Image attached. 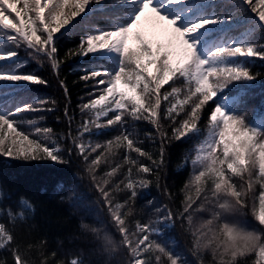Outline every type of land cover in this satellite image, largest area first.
<instances>
[{
	"label": "snow or ice",
	"instance_id": "snow-or-ice-1",
	"mask_svg": "<svg viewBox=\"0 0 264 264\" xmlns=\"http://www.w3.org/2000/svg\"><path fill=\"white\" fill-rule=\"evenodd\" d=\"M227 3L237 11L246 6L254 14L247 33L221 34L220 29L235 19L230 11L223 10ZM109 7L118 9L110 27L89 23L81 28L82 22L91 19L89 14L94 17ZM142 18L154 20L167 35V49L158 45L154 52L152 44L139 34L138 48L129 47V35ZM77 29L83 33L79 45L69 49L65 56L91 55L100 65L81 68L86 73L81 79H95L99 94L81 105L85 118L73 137L75 149L86 162L91 153L103 149L89 163L93 181H96L95 168L106 152H111L113 147L126 149L123 163L128 165L127 176L115 185V190L126 189L130 193L128 199L123 204L114 203L107 178L95 184L121 236L118 245L105 234L106 249L113 252L123 245L130 257L129 264H187L184 257L152 237L162 235L164 228L174 227L177 219L182 227L187 221L191 229L193 214L209 206L212 218L192 230V255L210 249L214 264H238L239 257L254 253L253 264H264V112L250 119L242 107L246 99L234 103L231 95L234 87L247 88L261 76L250 71L249 60L264 59V40L248 37L256 29L264 32V0H239L238 4L225 0L219 6L215 0H0V153L3 155L35 160L39 154L42 159L68 162L58 140L52 137V129L38 126L35 120L22 119L24 113L53 111L57 102L43 96H26L30 85L47 86L48 81L26 70L28 60L20 58V50L41 65L50 63L59 77L63 60L59 58L57 42ZM177 54L179 58L174 59ZM104 64L109 67H103ZM150 65L155 66L153 72L149 71ZM181 78L185 89L183 99L179 98L180 88L171 86L170 91L164 88L170 81ZM59 84L68 96L65 81L59 80ZM64 114L69 116L67 105ZM202 115L207 118V134L191 160L193 176L185 184L187 191L182 189L185 198L181 207L176 211L167 205L156 209L163 215L155 221H137L135 230H130L125 222L132 212L129 202L135 201L138 188H146L153 182L145 177L154 176L160 187L165 141L180 140L189 133L199 135L197 123ZM137 121L152 124L160 136L158 160L143 150L141 141L133 138ZM25 124L34 129V138L30 139L31 134L23 130ZM91 125L98 130L97 134L101 129L118 125L120 135L105 145L92 146L89 142L86 146L83 136L91 134ZM169 126L171 136L167 131ZM9 133L14 135L9 138ZM146 138L156 137L147 133ZM67 151L71 154L72 149ZM132 152L137 156L133 157ZM140 157L151 161L152 166L144 164ZM121 166L116 164L105 177L114 176ZM193 188L195 199L191 194ZM164 190L167 191L166 186ZM3 195L0 188V198ZM197 200L201 203L193 208ZM19 203V212L10 213L13 221L24 219L25 210H34L26 198L21 197ZM126 206L128 210L122 211ZM249 212L259 228L249 229L228 219ZM161 224L164 228L159 227ZM92 231L99 234L100 230ZM13 240L9 229L0 223V249L10 247ZM11 252L14 264H29L18 247ZM69 264H83V261L73 258Z\"/></svg>",
	"mask_w": 264,
	"mask_h": 264
},
{
	"label": "trees",
	"instance_id": "trees-1",
	"mask_svg": "<svg viewBox=\"0 0 264 264\" xmlns=\"http://www.w3.org/2000/svg\"><path fill=\"white\" fill-rule=\"evenodd\" d=\"M215 2L219 6L225 3V0H215ZM234 2L238 4L239 0H234ZM223 10L230 11L235 19L230 25H225L220 29L221 34L241 36L248 32L254 14L247 10L246 6L237 11L230 3H227ZM117 11L118 9L109 7L107 11L97 12L94 17L89 14L91 19L82 22L81 28L89 23L99 27H110V20ZM82 34V31L77 29L66 33L57 42L58 55L63 60L59 69V77L53 72L50 63L45 62L41 65L27 57L23 49L20 50V58L28 60L26 70L34 71L48 81L47 86L30 85L31 90L26 96H43L57 102L53 111L24 113L22 119L25 121L35 120L38 126L52 129V137L58 140V147L63 151L64 159L68 162L58 163L50 159H42L39 158V154L35 160H25L0 153V188H3L4 191L3 197L0 198V223H3L14 237L10 247L0 249V262H5V264H14L11 249L17 247L22 254H25L29 264H69L73 258L82 260L83 264H129L130 257L123 245L113 252H109L105 247V234L111 236L118 245L121 236L114 227L101 193L95 186L97 182H103L102 178H107L109 180L107 187L113 189V202L123 204L128 199L130 193L126 189L115 190V185L119 184L121 180H125L127 176L128 165L123 163L126 149L113 147L111 152H106L105 156L101 157L99 166L95 168L96 181H93L92 174L88 171L89 163L103 149L91 153L89 161L86 162L74 146L73 137L76 136L77 130L85 118L80 110L81 105L99 94L95 79H81L86 75L81 68L84 66L98 67L100 61L91 55L71 58L65 56L69 49L78 47ZM248 38L254 41L264 40V32L256 29ZM148 41L152 44L154 52L157 46L161 45L155 44L151 40ZM249 64L250 71L260 73L261 76L247 88L234 87L231 95L234 103H239L241 98L246 99V103L242 107L251 119L254 114L264 112V59L253 57L250 58ZM103 67L107 68L109 64H104ZM148 67L150 72L154 71V65ZM59 80L65 81L69 90L68 96H65ZM171 86L181 89L179 98L183 99L185 89L182 78L170 81L164 88L170 91ZM66 105L69 109V116L64 114ZM207 110L206 107L205 111ZM165 123L167 124V122ZM207 123L206 116L202 115L201 121L197 123V127L201 130L199 135L189 133L188 136L180 140L165 141L164 164L160 170V187H157L154 176L145 177L153 182L146 188H138L135 201L129 202L132 212L125 217V222L130 230H135L137 221L141 223L155 221L159 215H163V212L158 214L156 209H163L167 205L176 211L181 207L185 191H187L185 184L193 176L191 160L195 156L196 147L207 134ZM90 127L92 128L91 134L85 133L83 136L82 142L86 146L89 142L92 146L105 145L107 141L120 135L121 131L116 125L101 129L97 134L98 130L94 125ZM23 130L26 134H31L30 139L34 138V129L30 125L25 124ZM167 131L171 136L170 126L167 127ZM69 132L72 133V136H69ZM147 133H152L156 137L155 140L146 138ZM8 135L11 138L14 134L9 133ZM133 138L142 142L141 146L144 151L151 153L155 159H159L160 136L152 124L147 121L135 122ZM69 148L72 149L71 154L67 151ZM131 155L137 156L135 152H132ZM139 159L144 164L152 166V162L146 158L140 157ZM116 164L122 165L117 173L112 177H105V173L110 172ZM135 175L134 172L133 176ZM165 186L167 191L164 190ZM120 187L123 189V184ZM256 187L258 190L259 186ZM168 193H171V197ZM191 194L195 199L194 188ZM21 197L26 198L34 210H25L24 219L13 221L10 218V213L19 212ZM200 203L201 200H197L193 208H196ZM127 210V206L122 209V211ZM211 218V209L206 206L204 210L193 214L191 229H189L187 221L182 227L181 221L177 219L174 227L164 228L163 224L159 225L164 228L163 234L154 235L152 238L184 257L187 264H214L210 249H202L197 256H193L191 251L193 246L192 230L199 228L204 221ZM228 219L230 222H240L249 229L260 227L250 212L243 217L230 216ZM92 229H99V234L93 232ZM147 255L145 254V258ZM162 259L166 260V258ZM254 260L255 254L253 253L239 257L238 264H253Z\"/></svg>",
	"mask_w": 264,
	"mask_h": 264
},
{
	"label": "rangeland",
	"instance_id": "rangeland-1",
	"mask_svg": "<svg viewBox=\"0 0 264 264\" xmlns=\"http://www.w3.org/2000/svg\"><path fill=\"white\" fill-rule=\"evenodd\" d=\"M137 34H139L141 37L151 40L153 43H159L161 44L165 49H167L168 46V37L165 33H163L159 26L156 25L154 20L149 18H142L139 25H137L132 33L129 35V47H134L138 45L139 41L136 39ZM179 55L177 54L174 56V59H178ZM123 87V86H121Z\"/></svg>",
	"mask_w": 264,
	"mask_h": 264
}]
</instances>
